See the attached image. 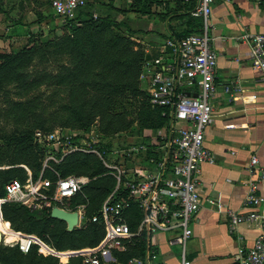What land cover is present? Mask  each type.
<instances>
[{
	"label": "built area",
	"instance_id": "obj_1",
	"mask_svg": "<svg viewBox=\"0 0 264 264\" xmlns=\"http://www.w3.org/2000/svg\"><path fill=\"white\" fill-rule=\"evenodd\" d=\"M214 1L228 0H195L190 15L200 18L199 33L164 39L159 47L160 54L146 57L141 63L138 81L145 84L149 105L160 108L161 115L166 116V125L147 129L143 140L121 138L120 144L110 140L106 148H102L105 140L95 127L76 131L34 130L33 141L43 149L40 171L32 178L28 168L24 167L26 178L23 181L14 178L3 185L0 204H20L30 211L49 212L53 207L75 211L77 218L72 229L90 222L101 223L103 228L102 237L93 247L62 253L51 248L46 250L57 256L60 263H65L69 256H77L80 264H111L116 261L115 251L140 248L141 253L130 255L124 264H161L151 236L171 233L167 243L180 248L178 264H190L184 252L191 235L192 214L199 210L202 201L220 207L211 198L202 199L198 187L201 164L213 162L202 139L203 130L211 120L210 99L215 86L216 53L208 35ZM85 2L47 0L51 13L64 19L73 18ZM261 3L264 7V0ZM92 17L96 16L92 14ZM233 40L247 42L248 60L261 77L264 96V32L246 31ZM51 152L58 158L49 156ZM74 152L95 155L114 178L113 188L89 216L85 214L86 204L72 201L81 193L89 177L60 176L48 164V159L58 162ZM44 170H51L54 178L44 177ZM247 172L242 200L246 210L225 209L227 231L232 233L241 223L256 222L257 234L250 246L238 248L236 264H264V214L255 209L264 200L259 193V183L264 181V167L258 164L254 155L249 158ZM130 220L134 222L133 227L129 226ZM15 232L19 235L11 245L20 252H27L34 243L37 251L45 248L44 242L35 237Z\"/></svg>",
	"mask_w": 264,
	"mask_h": 264
},
{
	"label": "trees",
	"instance_id": "obj_2",
	"mask_svg": "<svg viewBox=\"0 0 264 264\" xmlns=\"http://www.w3.org/2000/svg\"><path fill=\"white\" fill-rule=\"evenodd\" d=\"M169 2L172 3L171 19L179 20L184 28L179 33L162 36L182 37L199 33L200 18L190 15L195 0H129L127 8L134 13L148 15L152 6ZM62 27L65 32L57 39L0 52V91L5 85L15 84L24 97L6 103V109L11 114L19 117L26 115L23 120L29 121L34 100L40 97L37 94L32 97L26 95L54 78V88L66 94V103L59 106L68 113L62 122L64 125L87 130L94 120H98L96 130L103 138L166 125V116L161 115L160 108L149 105L146 91L139 88L138 75L147 54L131 38L132 32L127 27L122 31L119 24L107 15L92 17L91 13L81 9L73 18L65 19ZM35 56L57 63V74L50 78L47 72L36 70V74L29 77L27 67ZM63 58L67 64L62 63ZM31 125L26 124L0 136V166L6 165L0 168V197L6 182L26 178V171L17 164H24L32 178L40 171L43 149L33 141V132L36 129H51L44 126L43 121L33 127ZM109 145L110 140H107L102 143V148ZM49 165L60 176L74 174L89 177L81 193L72 199L74 203H86L85 214L88 216L96 211L113 188L114 178L93 154L74 152ZM43 176L53 179L54 173L44 170ZM0 217L13 230L31 235L59 253L93 247L103 235L101 223L90 222L67 231L65 223L50 217L47 210L30 211L15 203H1ZM129 226H134L132 220ZM140 253V248L115 251L116 261L111 264H124L130 255ZM0 264H80V260L77 256H69L65 263H60L55 255L38 253L36 243L25 253L14 245L0 244Z\"/></svg>",
	"mask_w": 264,
	"mask_h": 264
},
{
	"label": "crops",
	"instance_id": "obj_3",
	"mask_svg": "<svg viewBox=\"0 0 264 264\" xmlns=\"http://www.w3.org/2000/svg\"><path fill=\"white\" fill-rule=\"evenodd\" d=\"M40 2L1 0V34L3 31L8 37L16 30H27L20 21H31ZM170 16L162 21L159 30L145 34L148 41L142 48L147 58L160 54L159 47L168 38L161 35L179 33L184 28ZM209 22L210 44L216 53L215 86L210 99L211 120L203 130L202 142L213 162L201 164L198 187L202 199L211 198L220 207L202 201L192 214L184 254L190 264H236L238 248L252 244L257 223H241L229 233L225 209L246 210L242 200L250 156H256L264 167V96L261 77L248 60L247 42L233 37L246 31L264 32V7L261 0L214 1ZM259 193L264 198V181L259 183ZM255 209L264 214V200ZM170 235L151 236L161 264L179 262L180 248L167 243Z\"/></svg>",
	"mask_w": 264,
	"mask_h": 264
},
{
	"label": "rangeland",
	"instance_id": "obj_4",
	"mask_svg": "<svg viewBox=\"0 0 264 264\" xmlns=\"http://www.w3.org/2000/svg\"><path fill=\"white\" fill-rule=\"evenodd\" d=\"M38 1H41L40 5L37 6L36 13L32 17L31 21H24V19H21L20 21L22 25H26L27 30H19L20 32L16 30L11 36L8 37L3 35V31L1 34L0 4V52L15 51L25 45H40L48 40L57 39L64 34L65 30L62 27V23L65 19L60 16H54L51 13L50 7L48 3H46V0ZM128 1L129 0H86L85 5L81 8V10L88 11L95 16L107 15L113 20V22L119 24L120 30L124 31V29L127 27L132 32L131 38L136 43H139L141 47H143L144 44H146V41H148V38L145 34L150 30L156 31L160 29L162 21L169 14H171L170 9H172V3L169 2L168 4L165 3V5L160 4L158 6H152V12L144 16L128 10ZM30 24H33L34 26L32 25L31 27ZM62 63L67 64L65 59L62 61ZM27 70L29 77L34 76L36 74V70H43L44 72H47L46 74L51 78L53 75L57 74L58 67L57 63L53 62L52 59L45 60L44 58L35 56L33 57V60L29 62ZM52 79L54 78L42 83L39 87L34 88L26 95V97H32L33 95L37 94L40 97L34 100L33 107L31 109L32 113L29 114V121L23 120L26 115H24V117H19L11 114L10 111L6 109V103H8L10 100H22L24 98L22 93L19 91V88L16 87L15 84H8L3 87V89L0 91V136L3 133H9L16 130V128L25 126L26 124H32L31 127H33L34 124L40 121H43L44 126L51 130L56 128L69 129L72 131L79 130L62 123L65 115H68V113L66 109L61 108V110L59 106L61 104L64 106L66 103V94L64 91L56 90L54 88ZM138 85L140 89L145 91L144 83L139 82ZM127 117H129V115H127ZM93 127H98V120H94L89 129ZM147 129L149 128H142L133 132H123L112 137L105 136L103 140H114V142L118 144L123 141L121 138H129V140L138 141L144 138L143 134L147 132ZM150 134H152V131ZM49 156L58 158V155L52 152ZM50 162H53L52 159H48V164H50ZM17 165L22 168L26 167L24 164ZM4 167H6V165L0 166V168ZM81 203L86 204L84 202ZM12 230L13 229L10 228L9 225L5 224L0 217V234L2 237L6 238L8 234L16 233L13 232L15 230ZM11 242L4 243L3 240H0V244L7 246H12ZM43 245L46 249L43 248L42 251H38L41 252L40 254L42 255H48L46 250L50 249V247L45 243Z\"/></svg>",
	"mask_w": 264,
	"mask_h": 264
},
{
	"label": "water",
	"instance_id": "obj_5",
	"mask_svg": "<svg viewBox=\"0 0 264 264\" xmlns=\"http://www.w3.org/2000/svg\"><path fill=\"white\" fill-rule=\"evenodd\" d=\"M192 96L194 97L195 94H192ZM49 216L52 218L62 220L66 225L65 228L67 231L72 229L73 225L76 222V218H77V214L75 211L68 212V211H65L63 209H59L56 207H53L50 209Z\"/></svg>",
	"mask_w": 264,
	"mask_h": 264
},
{
	"label": "bare ground",
	"instance_id": "obj_6",
	"mask_svg": "<svg viewBox=\"0 0 264 264\" xmlns=\"http://www.w3.org/2000/svg\"><path fill=\"white\" fill-rule=\"evenodd\" d=\"M18 235H19V233H17V232L14 234H8V236L6 238H3L1 235L0 240L2 238L3 242L9 243V242L13 241L16 238V236H18Z\"/></svg>",
	"mask_w": 264,
	"mask_h": 264
}]
</instances>
